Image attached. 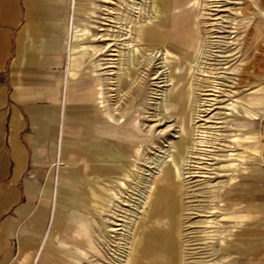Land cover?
Here are the masks:
<instances>
[{
	"label": "rangeland",
	"instance_id": "1",
	"mask_svg": "<svg viewBox=\"0 0 264 264\" xmlns=\"http://www.w3.org/2000/svg\"><path fill=\"white\" fill-rule=\"evenodd\" d=\"M75 2L81 19L70 53L101 45L92 48L93 65L104 76L106 96L96 83L97 101L110 133L99 137V178L76 203L93 230L91 254L75 252L68 264H264L257 223H233L229 215L246 213L223 198L228 167L245 154L239 144L254 123L249 104L260 91L250 79L264 60L263 0ZM186 13L196 38L180 44L173 24ZM201 47L211 49L205 75L195 64ZM194 120L207 145L186 166ZM72 232L80 237L77 225Z\"/></svg>",
	"mask_w": 264,
	"mask_h": 264
},
{
	"label": "crops",
	"instance_id": "2",
	"mask_svg": "<svg viewBox=\"0 0 264 264\" xmlns=\"http://www.w3.org/2000/svg\"><path fill=\"white\" fill-rule=\"evenodd\" d=\"M73 4L0 0V264H68L75 252L90 255L85 244H94L76 203L99 178V137L110 129L97 101L96 83L106 96L104 76L93 65L92 48L101 45L70 53L72 25L81 19ZM187 16L173 24L180 44L196 38ZM250 80L260 91L247 114L254 123L239 144L245 154L228 167L223 198L246 213L229 215L233 223L254 221L264 235V60Z\"/></svg>",
	"mask_w": 264,
	"mask_h": 264
},
{
	"label": "bare ground",
	"instance_id": "3",
	"mask_svg": "<svg viewBox=\"0 0 264 264\" xmlns=\"http://www.w3.org/2000/svg\"><path fill=\"white\" fill-rule=\"evenodd\" d=\"M130 19V18H129ZM132 21V20H131ZM128 39V38H127ZM125 46H127V49L131 50V46L130 44L127 42L124 44ZM209 45V44H208ZM215 45V44H213ZM134 46V45H133ZM206 47V46H205ZM135 48V47H134ZM133 50V49H132ZM211 50V49H210ZM209 50V51H210ZM209 51H206L203 49V47H201L200 51H199V57L198 59L195 61V64H196V67L198 68V71L201 72L203 75L206 74L204 68H205V65L207 63V61L205 60V58L207 57V53L206 52H209ZM211 53V52H210ZM208 57L210 58L211 57V54L208 55ZM214 65V64H213ZM192 67V65H191ZM206 69V68H205ZM197 70V69H196ZM210 76V75H209ZM198 103V102H197ZM199 104V103H198ZM200 106V105H198ZM198 109V108H197ZM200 110L198 109L197 113L199 112ZM196 113V112H195ZM199 114V113H198ZM197 114V115H198ZM195 116V115H194ZM196 119V118H195ZM195 121V120H194ZM197 122L195 121V125L193 126V129H192V137H193V141H192V144H191V152L189 153V155L187 156V163H186V166L188 165L190 161V157H192L193 153L195 152L196 149H200L201 147H206V143H207V138H208V134L206 131L202 130L204 128H201V126H198V124H196ZM227 146L229 148H232V143L230 142L229 144H227ZM202 150V149H201Z\"/></svg>",
	"mask_w": 264,
	"mask_h": 264
}]
</instances>
